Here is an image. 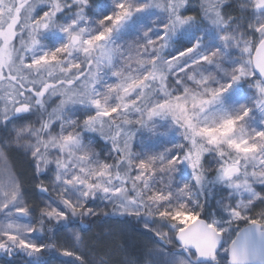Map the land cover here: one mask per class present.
I'll return each mask as SVG.
<instances>
[{
	"label": "snow or ice",
	"instance_id": "snow-or-ice-1",
	"mask_svg": "<svg viewBox=\"0 0 264 264\" xmlns=\"http://www.w3.org/2000/svg\"><path fill=\"white\" fill-rule=\"evenodd\" d=\"M51 250L264 264V0H0V259Z\"/></svg>",
	"mask_w": 264,
	"mask_h": 264
},
{
	"label": "rangeland",
	"instance_id": "rangeland-1",
	"mask_svg": "<svg viewBox=\"0 0 264 264\" xmlns=\"http://www.w3.org/2000/svg\"><path fill=\"white\" fill-rule=\"evenodd\" d=\"M96 3L103 5V3H105V0H96ZM160 139H163V137H161ZM100 143L103 144V141L101 140ZM104 151H107V149L105 148ZM9 163L10 166L14 164L16 169H23L24 167L23 161L19 158H16L10 161ZM44 199H49V197L45 196ZM28 202L32 205L30 211L35 214H38L39 207L43 206V200L40 199L39 194L32 196ZM52 202L56 203L54 198H52ZM89 206L103 207V205L100 204L99 201L91 202ZM19 219H21L25 223L35 222V220L31 219L30 217H21ZM122 228L124 229L125 239H127L130 243H135V242L138 244L159 243L158 241H156V238L151 235V233L146 232L135 221H125L122 223L110 219H105L103 217L92 218L91 227L88 232V238L90 241L111 239L112 238L111 236H106V230L108 233H119ZM31 238L35 239L37 242H45L44 237L39 235L38 233L33 234ZM51 238H54L57 243H60L65 247H72V241L69 238L63 236L62 234L56 233L55 230L53 231V235ZM90 247H95V245H90ZM50 252H52V254L55 253V255L53 256V258L49 260L45 259L44 261L46 262V264H76V262H74L72 258L63 256L55 250H51ZM0 264L3 263L0 262ZM11 264H26V261L24 260V258H20L18 260L11 261Z\"/></svg>",
	"mask_w": 264,
	"mask_h": 264
},
{
	"label": "trees",
	"instance_id": "trees-1",
	"mask_svg": "<svg viewBox=\"0 0 264 264\" xmlns=\"http://www.w3.org/2000/svg\"><path fill=\"white\" fill-rule=\"evenodd\" d=\"M53 231H54V230H53ZM53 231H52V232H48V233H46V234L43 235V237H44V241H46V240H48L49 238L52 237V235H53ZM38 234L42 236L41 233H38ZM101 240H102V239H101ZM54 255H55V253L52 254V252H50V251H46V252H44V253L42 254L41 259H43V260H45V259L49 260V259L53 258ZM20 258H23V257H16V258H13L12 261H14V260H18V259H20ZM70 258H72L73 261L76 262V264H79V261L75 260L73 257H70ZM8 259H9L8 257H3L2 259H0V262L3 263L4 260H8Z\"/></svg>",
	"mask_w": 264,
	"mask_h": 264
}]
</instances>
